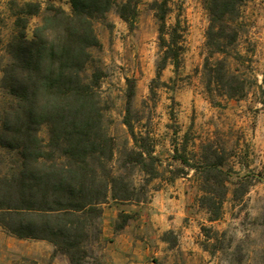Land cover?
<instances>
[{
    "label": "trees",
    "instance_id": "obj_1",
    "mask_svg": "<svg viewBox=\"0 0 264 264\" xmlns=\"http://www.w3.org/2000/svg\"><path fill=\"white\" fill-rule=\"evenodd\" d=\"M247 1L205 0L209 23L201 73L215 105L244 98L256 83L249 70L251 57L238 48L241 7ZM69 2V10L51 3L43 12L38 1L18 7L16 32L6 47L9 59L0 67V84L9 95L0 113V147L17 156L0 169V226L17 238L49 241L53 254L67 256L70 264H109L104 247L110 239L103 235V206L109 200L145 202L151 181H171L188 166L200 172L199 205L216 220L222 215L229 177L217 146L190 160L187 134L172 154L182 165L162 168L150 132L137 130L131 117L133 88L124 119L132 143L117 145L105 123L99 90L105 71L93 51L101 46L95 20L117 8L130 21L136 5L133 0ZM168 13V0L157 1L158 75L169 64L179 68L185 49L184 26L180 19L169 23ZM35 15L41 17L29 37L26 28ZM260 88L264 98V71ZM44 126L47 137L41 134ZM132 217L121 210L115 233ZM11 264L38 262L24 256Z\"/></svg>",
    "mask_w": 264,
    "mask_h": 264
},
{
    "label": "rangeland",
    "instance_id": "obj_2",
    "mask_svg": "<svg viewBox=\"0 0 264 264\" xmlns=\"http://www.w3.org/2000/svg\"><path fill=\"white\" fill-rule=\"evenodd\" d=\"M27 1L40 2L43 12L51 3L71 8L69 0H0V67L9 59L6 47L16 32L18 7ZM157 1L162 0H133L137 14L130 21L117 8L95 20L101 46L93 51L105 71L99 90L107 129L120 148L126 140L132 143L124 119L133 88L131 117L137 130L150 132L162 168L182 165L172 154L187 134L191 161L217 146L225 159L228 193L221 217L210 220L198 201L200 172L187 166L171 181H151L145 202L109 200L103 206V235L110 239L105 259L109 264H264V0H248L241 7L238 48L251 57L256 83L244 98L222 99L220 105L209 99L201 73L209 23L205 0H168V22L180 19L185 49L181 66L169 64L161 75ZM40 17H30L29 37ZM8 100L0 84V113ZM41 134L47 137L46 126ZM14 158L15 152L0 147V169ZM121 210L133 217L115 233ZM53 250L49 241L17 238L0 226V264L24 256L38 264H70Z\"/></svg>",
    "mask_w": 264,
    "mask_h": 264
},
{
    "label": "crops",
    "instance_id": "obj_3",
    "mask_svg": "<svg viewBox=\"0 0 264 264\" xmlns=\"http://www.w3.org/2000/svg\"><path fill=\"white\" fill-rule=\"evenodd\" d=\"M40 241H46V240H40ZM54 248V247H53ZM132 264H134V262H132Z\"/></svg>",
    "mask_w": 264,
    "mask_h": 264
}]
</instances>
